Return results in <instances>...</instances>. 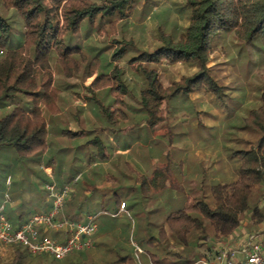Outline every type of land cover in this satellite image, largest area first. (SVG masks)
<instances>
[{
	"label": "trees",
	"instance_id": "16d2710c",
	"mask_svg": "<svg viewBox=\"0 0 264 264\" xmlns=\"http://www.w3.org/2000/svg\"><path fill=\"white\" fill-rule=\"evenodd\" d=\"M135 1L104 0L102 7H98L96 2L89 4L85 0H0V7L18 14L25 25L23 44L17 48H10L0 55V157H12L14 160L17 157L20 161L45 157L50 151L51 133L61 132V135L67 138L66 146L46 158V168L53 169L58 188L73 185L74 192L64 206L66 218L72 221L86 222L82 213L89 203V198L83 195L81 180L73 184L75 178L81 175L83 181L97 185L95 178L99 177V173L97 174V169H92V166L98 161L104 162L107 157L103 141L99 136L89 140L85 145H75L76 141L90 135L91 130L73 132L69 128L58 130L54 127L50 128L47 118L54 120L60 117L67 122L71 116L78 124L80 122L77 114L65 115L63 112L60 104L61 93L56 83L58 74H55L52 65L55 64L58 73L64 78H72L82 73L83 66L90 65L86 59L87 55L79 48H67L64 35L70 32L76 34L84 21L93 22L100 12L104 15L116 13L124 19L131 13V4ZM186 5L190 10L188 26L178 38L164 37L163 46L152 53H144L134 61V64L139 62L136 71L143 81V86L138 89L140 110L133 108L136 110L135 113L140 111L143 113V119L138 125L141 129L153 131L156 124L163 119L162 107L165 106L167 109L168 101L172 96L191 92L193 84L197 83V86H201L205 78H209L211 88L205 86V90H214L216 83L207 64L210 55L219 46L225 47L228 38L241 43L239 52L244 49H249L251 52L256 50L257 55L260 56L259 61L254 62L252 55L248 53L247 56L251 57V60L246 63L247 67L252 63L254 66L264 67V0H186ZM125 10L127 14L124 13ZM10 37L11 23L0 15V47L9 41ZM121 55L122 52L115 53L112 58L121 59ZM191 60L199 66L196 74L179 82H173L169 87L162 86L154 66L163 61L177 65ZM149 65L153 67L149 68ZM96 68V64L90 65L88 70L89 78L95 76L94 81L87 88L93 96L88 100L90 104L95 101L94 104L99 108L96 115L99 114L100 123H104L105 130L114 134L115 127L131 121L132 114L126 110L125 98L116 95L113 105L104 107L95 97L108 86H111L110 92L113 95L115 91L120 92V90L127 94L129 88L127 89L120 82L117 83L121 80L119 78L122 72L118 67L115 66L107 75L98 74ZM248 76V73L245 74V78L248 79ZM199 81L201 83H198ZM257 96V107L247 111L244 117L243 129L245 133L248 132L250 139L243 142V150L235 151L232 156L236 171L235 180L228 184L220 183L209 187L211 205L202 201L206 194L202 191L204 196L202 199L196 197L195 202L186 203L179 210L163 212L162 217L160 216L161 220L156 222L149 220L152 210H147L145 206L142 212L144 211L147 217L143 226L139 228L122 224L114 226L108 222L100 227L94 236L96 239L94 251L76 252L63 261H57L46 255L33 256L25 247L14 244L7 246L4 254L0 255V264H136L131 239L143 249L142 264H194L202 258H207V252L213 253L212 245L204 253L197 252L198 243L221 242L233 235L247 217L251 221L252 230L263 227V82L259 83ZM94 131L98 132L97 129ZM85 146H87V159L86 161L80 159L77 163L76 156ZM70 150L74 157L71 164L66 165L60 153ZM1 163L0 160V172ZM164 169V167L157 169L149 177L141 176L138 180L141 185L140 190L149 202L152 199L147 197L151 193L165 191L168 183L170 187L172 186L171 176L168 172L165 174ZM103 176L104 184L110 186L112 180L106 175ZM30 184L34 191L40 190L37 186L33 188L32 182ZM15 186L17 184L13 183L10 191L14 189L13 192L23 193V188L20 190ZM106 191L109 197L112 196L113 200L111 198L110 200L114 201L118 210L122 204H125L127 210H132L134 216L138 214L134 212L137 204L129 207L126 202L113 194L112 189L107 188ZM36 201V209L29 215L47 211L42 201ZM30 203L31 201L22 200L14 207L6 208L5 214L16 228L26 221V209L29 208ZM108 220L110 219L107 218ZM118 229L120 232L114 234L110 231ZM45 236L57 238L61 242L64 238L54 232H47ZM2 246L5 245L0 243V250ZM177 247H182V253L175 251ZM96 254L99 256L98 259L93 258L97 256Z\"/></svg>",
	"mask_w": 264,
	"mask_h": 264
},
{
	"label": "rangeland",
	"instance_id": "374dc122",
	"mask_svg": "<svg viewBox=\"0 0 264 264\" xmlns=\"http://www.w3.org/2000/svg\"><path fill=\"white\" fill-rule=\"evenodd\" d=\"M85 1L89 4L96 2L98 7H102L104 4V0ZM131 6V13L124 19H121L116 13L104 15L103 12H100L93 22L84 21L76 34L70 32V34L64 35L65 46L79 48L85 53L87 62L91 66L97 65L98 74H110L115 66L122 71L119 78L121 80H117V83L124 84L130 92L128 90L127 94H124L120 90V92L115 91V95H113L110 92L111 86H108L98 92L95 98L104 107H109L113 105L116 95L123 96L126 100V110L132 114L129 123L115 127L114 134L105 130L104 123H100L99 114L96 115V112H99L97 104H94L95 101L90 104L88 100L93 96L87 88L95 79V76L88 77L90 65H84L83 72L72 78H64L58 73L55 64L52 65L55 74H58L56 83L61 93L60 104L63 107V112L65 115L77 114L80 122L78 124L76 119L71 116L67 122L60 117L54 120L47 118L50 128L54 127L55 130L69 128L73 132L91 130L90 135L75 142V145L78 146L85 145L89 140H94L99 136V139H103L104 144L110 145L112 148H116L117 142L121 144V147H128L125 156L121 155L118 150L114 155V166L122 168L127 180L113 178L108 189H112L113 194L126 202L129 207L137 204L134 207V212L138 214L134 216L132 210L125 208L124 213L115 219L114 217L118 214H112L117 213L118 208L112 201L111 205L107 204V209L100 208L106 209L108 215L97 219L99 227H103L108 222L114 226L122 224L127 227L131 226V228H139L143 226L147 217L146 213L142 212L145 206H147V210H152L148 217L149 220L160 221L163 212L179 210L184 207V204L195 202L194 199L198 196L202 199L204 197L202 191L206 192L202 201L211 205L209 187L220 183L228 184L235 180L236 171L232 156L235 151L243 150V142L250 139L248 132L245 133L243 129L244 117L247 111L257 107L259 83H264V67L254 66V63L249 67L246 66L248 60H251V57L247 56L248 53L250 56L252 55L254 62L259 61L260 56L257 55L256 50L251 52L249 49H244L239 52L241 43L228 38L225 47L219 46L210 55L207 64L216 83L214 90H205V86L211 88L209 78H205V82L201 86H197V83L193 84L191 92L172 96L168 101L167 109L165 106L162 107L163 119L156 124L153 131L141 129L138 125L143 119V113L141 111L135 113L136 110L133 108L140 110L138 89L143 86V81L136 71L139 62L134 64V61L144 53H152L163 46L165 44L164 37L178 38L188 26L190 10L186 5V0H136ZM124 13L127 14V11L125 10ZM0 15L11 23V37L0 47L1 55L2 52L23 44L25 25L21 17L13 11H7L0 7ZM121 52L122 58L113 60V55ZM152 67L149 65V68ZM153 68L156 69L158 79L164 88L169 87L173 82L191 77L199 71L198 64L193 60L177 65H170L167 61H163ZM247 73L249 74L248 79L245 78ZM123 91L125 90L123 89ZM120 128H127L124 132L126 138L121 137ZM96 129L98 132L94 131ZM56 132L51 133L49 138L51 147L45 157H33L22 161L17 157L16 161L12 157H0L2 162L0 206L3 205L5 195L8 194L11 203L7 207H14L22 200L31 201L30 210H28L31 212L36 209V200H39L43 202L47 211L51 208L46 185L53 182L58 184V181L54 177L53 169L46 168V158L52 153H56L57 150L64 149L65 141H67L61 132ZM72 145L71 143L70 146ZM60 157L65 159L67 165L71 164L74 155L71 150L62 151ZM76 158H78L77 163L80 162V159L86 161L87 146L80 149ZM126 160L128 163L125 166L128 169L119 164L120 161L122 164ZM162 166L165 168L164 173L168 172V175L171 176L173 186L164 192L151 193L147 197L152 199L149 202L140 190L141 185L138 181L142 176L140 173L149 175L153 173V170L161 169ZM92 169L96 168L92 166ZM97 170L100 171V169ZM31 172L33 173L31 174ZM84 172L87 171L84 170ZM48 173L52 174L53 179L48 176ZM10 176L11 187L13 183H16L15 187L20 190L23 188V193L13 192L14 189L10 191V187L7 186ZM115 176L117 175L115 174ZM30 182L33 183V188L37 186L40 190L36 192L31 189ZM80 183L84 188L83 195L88 197L90 194L88 192L91 191L90 184L83 181V178ZM199 183L205 185V187L202 186L203 189L200 193L197 190ZM111 197H109V201L113 200ZM28 216L29 214L26 215V217ZM107 218L110 220L107 221ZM261 229H263L262 226L259 230ZM250 232H254V230H252L251 221L247 217L233 236L240 240ZM131 240L137 243L135 240ZM218 243L219 241L198 243L197 252L204 253L209 246L218 245ZM93 248L90 250L94 251ZM6 249L7 246H2L0 255L4 254ZM182 250V247L175 248V251L179 253H182ZM133 255L136 264H142V254L138 261L135 259L134 253ZM98 257V255L93 256L94 259H98Z\"/></svg>",
	"mask_w": 264,
	"mask_h": 264
},
{
	"label": "built area",
	"instance_id": "2783aa9c",
	"mask_svg": "<svg viewBox=\"0 0 264 264\" xmlns=\"http://www.w3.org/2000/svg\"><path fill=\"white\" fill-rule=\"evenodd\" d=\"M48 176L53 179L51 173H48ZM81 178V175H78L73 184L78 183ZM10 184L9 177L7 186ZM46 190L51 208L46 212L29 215L18 228L5 214L10 203L9 195H5V201L0 206V243L5 246L19 244L33 256L46 255L57 261H63L73 253L93 248L94 236L98 231V216H90L83 223L72 221L64 214L65 202L73 192V185L58 188L53 182L46 185ZM121 210H125V204H122ZM47 232L64 236L63 241L45 236ZM132 245L135 259L138 261L143 250L135 242H132ZM212 247L213 256L202 258L195 264H264V226L263 229L250 232L240 240L231 235Z\"/></svg>",
	"mask_w": 264,
	"mask_h": 264
},
{
	"label": "crops",
	"instance_id": "0c3cea01",
	"mask_svg": "<svg viewBox=\"0 0 264 264\" xmlns=\"http://www.w3.org/2000/svg\"><path fill=\"white\" fill-rule=\"evenodd\" d=\"M129 123V122H128ZM125 129H127V128H122L121 129V134H122V136L121 137H125L126 138V135L124 134V132H125ZM100 140H102L103 141V139L101 138ZM103 144H104V142H103ZM104 147V150H105V156L107 157L106 158V160L104 161V162H100V161H98V162H96L95 164H94V167L96 168V169H100V171L99 170H97L98 172H97V174L99 173V177L97 176L96 178H95V180L98 182L97 183V185H90V192H88V193H90L89 194V196L87 197V198H89V203H88V207L87 208H85L84 210H83V213H82V215H83V217H85V219H87L88 217H90V216H98L97 217V219H100L102 216H106V215H108L107 214V211H106V209H107V204L109 203V205H111L112 204V201H110V202H108L107 203V201H109V195L107 194V191H106V189L107 188H109L110 186H108L107 184H104V176L103 175H106L107 177H109V178H111V180H114V179H117V180H119V179H121V178H123V179H125V180H127V177H126V174L122 171V168L120 167V166H114L115 165V161H114V155L116 154V152H117V150H118V152L121 154V155H126V153H127V149H128V147H121V144L120 143H116L115 144V147L116 148H112V147H110V145H107V144H104L103 145ZM98 154H99V158H100V153L98 152ZM104 156V157H105ZM128 163V161L126 160L125 162H123L122 164H121V161H120V165H123V168H125V169H128L127 168V166H125L126 164ZM161 165H163V164H161ZM164 166V165H163ZM162 166V167H163ZM158 169V168H157ZM155 170H153V172H154ZM114 174V175H113ZM115 174L118 176H115ZM140 174H142V176H145L146 174L145 173H140ZM152 174V173H151ZM151 174H149V175H146L145 177H149ZM114 178V179H113ZM124 180V181H125ZM201 184V185H200ZM173 186V185H172ZM172 186L170 187V184L168 183L167 185H166V189H171L172 188ZM202 186L203 187H205V185H204V183H199L198 184V188H197V190H198V193H200L202 190L201 189H203L202 188ZM9 187H11V184H10V186ZM97 187H99L100 189H97ZM200 187V188H199ZM106 188V189H105ZM164 192V191H163ZM202 193V192H201ZM197 198H200L199 196L197 197ZM14 200H15V198H14ZM176 200V199H175ZM11 201H12V199H11ZM11 203V202H10ZM9 203V204H10ZM114 204V203H113ZM128 206V205H127ZM106 208V209H100V208ZM125 208H127V207H125ZM28 210H30L29 208H27L26 209V215H28V214H30V213H32L33 211H31V212H29ZM124 213V211H122L121 210V208L117 211V213H115V214H112V215H116V214H118L117 216H115L114 218H118V216L120 215V214H123ZM99 226H98V231H99ZM97 231V232H98ZM111 231V233L113 232V234H114V232H120L119 231V229L117 230V231H114V230H110ZM97 234V233H96ZM109 236H111V234H108ZM132 240H131V244H132ZM137 244V243H136ZM95 246H96V239L94 238V248L93 249H95ZM133 246V245H132ZM141 247V246H140ZM142 248V247H141ZM207 256L208 257H212L213 256V253H212V251L211 252H207ZM134 262L136 263V261L134 260ZM142 262V261H141ZM140 264V263H139Z\"/></svg>",
	"mask_w": 264,
	"mask_h": 264
}]
</instances>
